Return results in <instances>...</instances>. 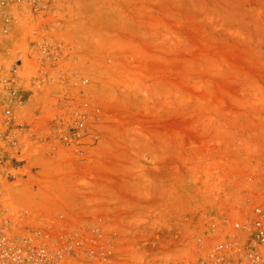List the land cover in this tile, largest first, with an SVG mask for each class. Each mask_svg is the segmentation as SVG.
Listing matches in <instances>:
<instances>
[{
  "label": "rangeland",
  "instance_id": "374dc122",
  "mask_svg": "<svg viewBox=\"0 0 264 264\" xmlns=\"http://www.w3.org/2000/svg\"><path fill=\"white\" fill-rule=\"evenodd\" d=\"M0 163V230L187 260L264 191V0H7Z\"/></svg>",
  "mask_w": 264,
  "mask_h": 264
},
{
  "label": "built area",
  "instance_id": "2783aa9c",
  "mask_svg": "<svg viewBox=\"0 0 264 264\" xmlns=\"http://www.w3.org/2000/svg\"><path fill=\"white\" fill-rule=\"evenodd\" d=\"M0 5L6 7L7 0ZM187 256L173 263L160 258L155 264H264V191L261 198L242 201L230 219L212 222L208 235H194ZM0 264H118V252L115 243L105 245L101 235L81 230L51 236L2 229Z\"/></svg>",
  "mask_w": 264,
  "mask_h": 264
}]
</instances>
